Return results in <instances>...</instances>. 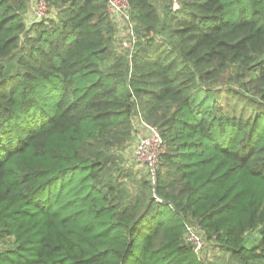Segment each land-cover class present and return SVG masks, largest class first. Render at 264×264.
<instances>
[{
    "label": "trees",
    "instance_id": "1",
    "mask_svg": "<svg viewBox=\"0 0 264 264\" xmlns=\"http://www.w3.org/2000/svg\"><path fill=\"white\" fill-rule=\"evenodd\" d=\"M45 1L0 0V264H264V0H127L123 55L107 0Z\"/></svg>",
    "mask_w": 264,
    "mask_h": 264
},
{
    "label": "built area",
    "instance_id": "2",
    "mask_svg": "<svg viewBox=\"0 0 264 264\" xmlns=\"http://www.w3.org/2000/svg\"><path fill=\"white\" fill-rule=\"evenodd\" d=\"M33 12L32 18L35 21L44 19L48 13V7L45 0H31ZM176 2L173 4L176 9ZM129 3L127 0H107L106 13L113 21L115 28H125L126 36L129 41L126 45V51L132 52L134 40L135 24L130 19ZM143 133L136 139V147L134 151V160L136 163L144 164L149 172L153 175L157 166V161L161 153L165 149L159 131L150 125L140 124ZM185 240L191 245L192 250L197 255V258L204 261L200 255L205 251L206 244L203 240V234L194 225H188L185 232Z\"/></svg>",
    "mask_w": 264,
    "mask_h": 264
},
{
    "label": "rangeland",
    "instance_id": "3",
    "mask_svg": "<svg viewBox=\"0 0 264 264\" xmlns=\"http://www.w3.org/2000/svg\"><path fill=\"white\" fill-rule=\"evenodd\" d=\"M176 4H177V2H176ZM178 8H179V5L177 4L176 9H178ZM29 10L31 13L33 12L32 4H31V7ZM115 31H116V38H115V42L113 43L112 47H113V50L116 54L123 55L124 52L126 51V48H127L126 45L129 42V41H127L128 37L126 36L127 31L123 27L120 29L115 28ZM230 75H231V73H228L225 76H223L222 78H220L217 81V83L215 84V86H217L219 88V87H223L225 84H229L228 77ZM231 85L235 86V85H233V83ZM134 125L138 129V131H137L138 133H137V137H136V139H137V138H139V135H141L143 133V129L141 128V126H139L138 122L134 121ZM135 147H136V140H135V142L132 141L129 144L128 148L126 149V151L124 153L125 154L124 161H125V166L127 168H130L136 172V178H141L142 176H145L148 174L149 169L146 168V166L144 164H140V163L135 162V160H134ZM258 239H259V235H258L257 231H253V232L248 233L245 237L246 246L250 247L252 245H255L257 243ZM4 247H5V245H3L0 242V249L2 250V249H4ZM200 256H201V258H203V260H208L209 262H218V263H220L222 261V259L227 260V258H228V257H224L222 254H220L219 249L216 248V245L214 243H210V242H208L207 247H205V251Z\"/></svg>",
    "mask_w": 264,
    "mask_h": 264
}]
</instances>
